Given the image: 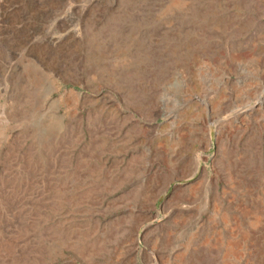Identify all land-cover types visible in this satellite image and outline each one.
I'll list each match as a JSON object with an SVG mask.
<instances>
[{
    "label": "rangeland",
    "instance_id": "obj_1",
    "mask_svg": "<svg viewBox=\"0 0 264 264\" xmlns=\"http://www.w3.org/2000/svg\"><path fill=\"white\" fill-rule=\"evenodd\" d=\"M262 95L264 0H0V264H264Z\"/></svg>",
    "mask_w": 264,
    "mask_h": 264
},
{
    "label": "bare ground",
    "instance_id": "obj_2",
    "mask_svg": "<svg viewBox=\"0 0 264 264\" xmlns=\"http://www.w3.org/2000/svg\"><path fill=\"white\" fill-rule=\"evenodd\" d=\"M202 82H203V84L204 83H206L207 81L205 80V79H202ZM205 85V84H204ZM264 95H262V96H260L259 97V99L257 100V102L259 103V105H262V104H264ZM194 100H197V98H196V96L193 98ZM167 105V99H165V100H163L162 101V107H161V109H162V111H163V113L165 114V113H167V112H165V106ZM178 106H180L179 104L178 105H176V107H178ZM168 114V113H167ZM173 116V115H172ZM176 115L174 114V116H173V118L175 117ZM176 118V117H175Z\"/></svg>",
    "mask_w": 264,
    "mask_h": 264
}]
</instances>
